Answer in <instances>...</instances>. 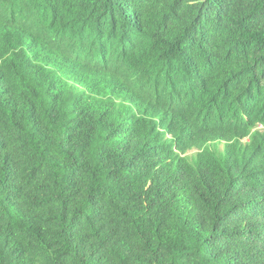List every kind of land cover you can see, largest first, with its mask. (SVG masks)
<instances>
[{
    "label": "trees",
    "instance_id": "1",
    "mask_svg": "<svg viewBox=\"0 0 264 264\" xmlns=\"http://www.w3.org/2000/svg\"><path fill=\"white\" fill-rule=\"evenodd\" d=\"M0 264H264V0H0Z\"/></svg>",
    "mask_w": 264,
    "mask_h": 264
},
{
    "label": "rangeland",
    "instance_id": "2",
    "mask_svg": "<svg viewBox=\"0 0 264 264\" xmlns=\"http://www.w3.org/2000/svg\"><path fill=\"white\" fill-rule=\"evenodd\" d=\"M222 149H223V145H222ZM193 153H191V155H192Z\"/></svg>",
    "mask_w": 264,
    "mask_h": 264
}]
</instances>
